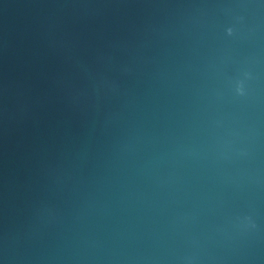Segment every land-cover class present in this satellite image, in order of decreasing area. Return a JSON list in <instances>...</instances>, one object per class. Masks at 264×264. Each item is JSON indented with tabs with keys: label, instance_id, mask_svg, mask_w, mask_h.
I'll return each instance as SVG.
<instances>
[{
	"label": "water",
	"instance_id": "obj_1",
	"mask_svg": "<svg viewBox=\"0 0 264 264\" xmlns=\"http://www.w3.org/2000/svg\"><path fill=\"white\" fill-rule=\"evenodd\" d=\"M0 264H264V0H0Z\"/></svg>",
	"mask_w": 264,
	"mask_h": 264
}]
</instances>
